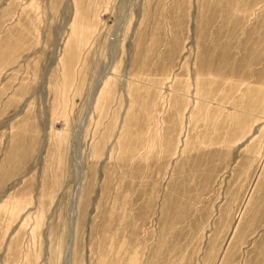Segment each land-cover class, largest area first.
Here are the masks:
<instances>
[{
    "label": "rangeland",
    "instance_id": "1",
    "mask_svg": "<svg viewBox=\"0 0 264 264\" xmlns=\"http://www.w3.org/2000/svg\"><path fill=\"white\" fill-rule=\"evenodd\" d=\"M0 264H264V0H0Z\"/></svg>",
    "mask_w": 264,
    "mask_h": 264
},
{
    "label": "bare ground",
    "instance_id": "2",
    "mask_svg": "<svg viewBox=\"0 0 264 264\" xmlns=\"http://www.w3.org/2000/svg\"><path fill=\"white\" fill-rule=\"evenodd\" d=\"M101 93V92H100ZM96 96V95H95ZM100 96V95H99ZM69 256V257H68ZM67 256L68 262H70V254ZM72 257V256H71ZM73 260V259H72Z\"/></svg>",
    "mask_w": 264,
    "mask_h": 264
}]
</instances>
